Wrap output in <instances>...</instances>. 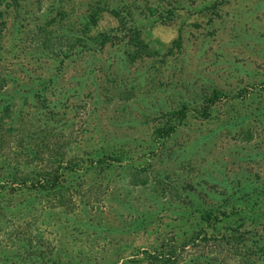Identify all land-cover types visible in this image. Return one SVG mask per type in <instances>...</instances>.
<instances>
[{
	"label": "rangeland",
	"instance_id": "374dc122",
	"mask_svg": "<svg viewBox=\"0 0 264 264\" xmlns=\"http://www.w3.org/2000/svg\"><path fill=\"white\" fill-rule=\"evenodd\" d=\"M133 21L143 29V53L128 41ZM4 75V92L21 115L3 125L22 121L26 129L10 135L13 148L21 135L49 125L69 142L67 157L128 149L120 165L77 179L71 202L78 209H46L38 218L51 246L114 263L133 247L196 226L200 206L239 204L255 218L247 224L254 235L247 252L257 253L251 262L264 264V112L252 115L264 111V0H5ZM215 90L234 97L210 120L194 112L171 136H156L161 111L186 101L199 106ZM142 166L147 172L138 178L147 174L148 187L132 178ZM151 183L181 193L163 197Z\"/></svg>",
	"mask_w": 264,
	"mask_h": 264
},
{
	"label": "trees",
	"instance_id": "16d2710c",
	"mask_svg": "<svg viewBox=\"0 0 264 264\" xmlns=\"http://www.w3.org/2000/svg\"><path fill=\"white\" fill-rule=\"evenodd\" d=\"M4 1L0 0V5ZM216 4L218 3L213 5ZM91 19L95 24L98 18L93 14ZM122 19L120 21L124 25ZM128 33L130 44L140 45L139 52L143 53L145 46L142 27L133 21ZM7 79V75L0 76V264H96L91 260H78L62 244L51 246L37 220L46 209L49 211L45 213L55 208L73 211L78 209L71 202L75 191H78L75 187L77 179L93 169L108 171L120 165L126 161L128 149L125 146L113 149L109 147L103 149L102 154L97 157H67L69 142H60L59 132L49 125L39 126L30 138L21 135L16 140L19 145L14 149L10 144V135L20 129V134H24L26 129L22 121L19 125H15L14 121L8 127L3 125V121L16 119L21 115L20 109H13V98L4 92ZM256 87L255 84L251 85V89ZM240 96L246 97V93L239 94ZM232 97L234 95L215 90L213 96L202 98L199 106L186 101L179 108L161 111L159 116L162 115L165 121L164 125L156 129V136H171L179 126L188 122L194 112L210 120L216 109L224 101L228 103V99ZM257 110L258 114L255 111L252 114L255 118L264 112ZM235 114L237 119H246L241 112ZM21 149L25 150L26 156L18 152ZM136 170L138 172L132 176L134 183L148 187L147 174L138 178L141 173L147 172V168L142 166ZM151 185L163 197L173 198L174 195L175 199L181 193L172 185ZM87 204L84 203L85 207ZM18 207L21 210H17ZM14 211L18 214L11 217L10 215H15ZM198 211L199 223L183 232H174L171 241L161 239L156 244L133 247L131 255L121 256L114 263L109 261L106 264H224L225 261L230 264L231 259L234 264H253L251 256L257 253H248L246 243L249 236H254L247 229V224L255 219L252 209L239 204H221L209 208L200 206ZM188 247L196 250L187 252ZM199 247H210L211 251L202 254Z\"/></svg>",
	"mask_w": 264,
	"mask_h": 264
}]
</instances>
